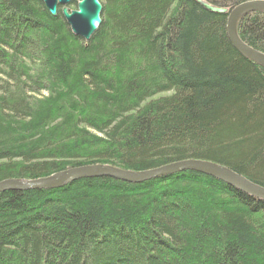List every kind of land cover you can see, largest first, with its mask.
Masks as SVG:
<instances>
[{
    "label": "trees",
    "instance_id": "16d2710c",
    "mask_svg": "<svg viewBox=\"0 0 264 264\" xmlns=\"http://www.w3.org/2000/svg\"><path fill=\"white\" fill-rule=\"evenodd\" d=\"M100 1L86 40L61 6L0 0V180L204 159L264 187V67L233 46L227 15L196 0ZM238 32L264 53L263 11ZM0 264H264V199L188 170L6 190Z\"/></svg>",
    "mask_w": 264,
    "mask_h": 264
},
{
    "label": "water",
    "instance_id": "95a60500",
    "mask_svg": "<svg viewBox=\"0 0 264 264\" xmlns=\"http://www.w3.org/2000/svg\"><path fill=\"white\" fill-rule=\"evenodd\" d=\"M51 15L62 14L75 35L89 40L102 23V3L100 0H79L74 9L70 5L74 0H42ZM208 11L227 15V32L233 46L245 57L264 67V53L245 43L238 32L241 18L254 11L264 12V0H249L242 2L232 9L211 4L207 0H196ZM197 171L219 179L254 197L264 199V187L251 181L226 165L204 159H183L170 162L155 168L134 171L110 164H84L69 167L48 176L37 179H3L0 180V192L6 190L50 189L58 188L81 178L112 177L132 183L171 175L181 171Z\"/></svg>",
    "mask_w": 264,
    "mask_h": 264
},
{
    "label": "rangeland",
    "instance_id": "374dc122",
    "mask_svg": "<svg viewBox=\"0 0 264 264\" xmlns=\"http://www.w3.org/2000/svg\"><path fill=\"white\" fill-rule=\"evenodd\" d=\"M78 1H79V0H78ZM73 2H74V1H73ZM73 2H72V3H73ZM72 3H71L70 5H68L70 9H74V8L76 7V6H73Z\"/></svg>",
    "mask_w": 264,
    "mask_h": 264
},
{
    "label": "bare ground",
    "instance_id": "6f19581e",
    "mask_svg": "<svg viewBox=\"0 0 264 264\" xmlns=\"http://www.w3.org/2000/svg\"><path fill=\"white\" fill-rule=\"evenodd\" d=\"M43 2V1H42ZM44 3V2H43ZM46 6V5H45ZM188 171H192V170H188Z\"/></svg>",
    "mask_w": 264,
    "mask_h": 264
}]
</instances>
